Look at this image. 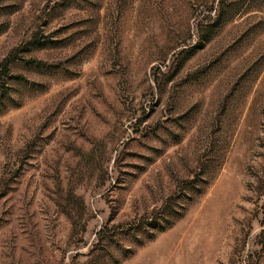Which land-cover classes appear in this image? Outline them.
I'll return each mask as SVG.
<instances>
[{
  "label": "rangeland",
  "instance_id": "1",
  "mask_svg": "<svg viewBox=\"0 0 264 264\" xmlns=\"http://www.w3.org/2000/svg\"><path fill=\"white\" fill-rule=\"evenodd\" d=\"M0 264H264V0H0Z\"/></svg>",
  "mask_w": 264,
  "mask_h": 264
},
{
  "label": "trees",
  "instance_id": "2",
  "mask_svg": "<svg viewBox=\"0 0 264 264\" xmlns=\"http://www.w3.org/2000/svg\"><path fill=\"white\" fill-rule=\"evenodd\" d=\"M8 70H9L8 67L5 65L4 68H3V71L7 73Z\"/></svg>",
  "mask_w": 264,
  "mask_h": 264
}]
</instances>
